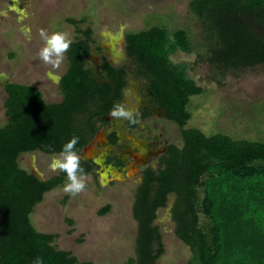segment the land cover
Segmentation results:
<instances>
[{"label": "trees", "instance_id": "1", "mask_svg": "<svg viewBox=\"0 0 264 264\" xmlns=\"http://www.w3.org/2000/svg\"><path fill=\"white\" fill-rule=\"evenodd\" d=\"M190 10L202 23L210 64L222 69L264 64V35L253 29L264 28V0H192ZM77 34L66 51L61 102H45L34 86H5L7 123L0 127V264H32L36 257L43 264H90L57 249V235L37 231L30 220L44 195L65 183L66 173L60 170L42 180L21 168L19 158L36 152L58 155L72 136L79 138L75 151L80 153L122 100L130 75L147 81L167 118L182 129L183 141L182 147L168 146L157 170L148 167L142 173L133 205L137 264H156L164 253L154 221L170 195L175 196L171 211L175 234L190 249V264H264V142L224 134L208 137L199 129L185 128L189 100L203 92L189 78L185 65L170 60L177 51H197L187 32L154 26L126 34L125 52L132 70L114 67L106 58L96 68L90 67L92 30L78 29ZM79 164L85 175L95 169L92 161L79 160ZM200 215L209 220L207 226L201 225Z\"/></svg>", "mask_w": 264, "mask_h": 264}, {"label": "rangeland", "instance_id": "2", "mask_svg": "<svg viewBox=\"0 0 264 264\" xmlns=\"http://www.w3.org/2000/svg\"><path fill=\"white\" fill-rule=\"evenodd\" d=\"M192 0H0V127L7 123L5 91L7 82L34 86L47 103H59L60 80L67 71L66 52L54 67L39 58L44 46L41 30L48 35L64 33L69 41L77 30H92L95 40L88 64L99 66L106 58L122 66L126 59L125 36L161 26L169 31L187 32L197 51H177L170 56L174 64L187 67L188 76L203 89L192 96L187 110L190 119L185 128L201 130L206 136L224 134L235 140L264 142V64L239 69H222L207 59V43L201 21L190 10ZM69 20H76L72 25ZM83 20V22H81ZM251 22V20H249ZM264 35L263 27L253 26ZM101 47V51L96 48ZM133 69V65L131 64ZM131 69V70H132ZM144 79L128 78L124 91L125 110L136 109L141 100ZM120 118L111 117L113 123ZM156 129H142L137 137L160 136L180 147L181 128L164 118L155 121ZM150 124V123H149ZM148 123L146 126L149 125ZM145 126V127H146ZM149 125L147 128H149ZM105 128H101V132ZM129 132V131H128ZM105 134L102 132L90 146L78 153L79 160L93 157L104 165ZM92 152V154H90ZM57 155L31 153L20 156L19 165L48 180L60 172L50 167ZM133 170V169H131ZM106 167H95L85 175V189L76 195L64 191L65 183L44 195L30 215L37 231L57 235L54 246L70 251L79 262L90 264H137L138 224L133 216L135 193L141 183L140 172L118 175ZM119 173V172H118ZM203 197V189L200 190ZM170 195L167 206L157 211L154 225L162 237L163 254L156 264H190V249L175 234ZM107 207L109 209L101 213ZM201 225L209 220L200 215ZM158 250V246H154Z\"/></svg>", "mask_w": 264, "mask_h": 264}, {"label": "flooded vegetation", "instance_id": "3", "mask_svg": "<svg viewBox=\"0 0 264 264\" xmlns=\"http://www.w3.org/2000/svg\"><path fill=\"white\" fill-rule=\"evenodd\" d=\"M108 61L114 67H125L128 70L132 69V60L127 57V54L122 66L111 60ZM130 77L132 79L136 78L134 75H130ZM9 83L11 82H7L5 86ZM124 96L125 94L123 92L122 100L119 103L120 105H123ZM131 113L132 118L122 117L117 123H113V121L110 120L111 117H113L110 114L105 117L106 124L102 127V129L105 128V143H103L105 151L104 156L101 157L102 159L104 158V165L102 163L99 164L93 157H87L81 160L92 161L95 167L99 166L102 168L104 166L109 173L112 174V172L115 171L117 172L116 174L125 175V177H127L129 172H133V174L140 172V177H142L143 171L148 167L157 170L160 159L166 154L168 146L172 145V143L167 141L160 142L161 135L155 137L148 135V137L140 139L137 137V132L144 128L147 129L148 132L156 129L157 126L155 125V121L162 118L168 121L171 120L167 118L166 111L156 102V99L147 87L146 80L145 85L142 87L139 105L136 109H133ZM147 123L151 125L149 128H147L149 125L146 126ZM102 132L100 129L93 140ZM92 141L83 150L87 149ZM32 173L34 174L33 171ZM40 179L45 180L43 178Z\"/></svg>", "mask_w": 264, "mask_h": 264}, {"label": "clouds", "instance_id": "4", "mask_svg": "<svg viewBox=\"0 0 264 264\" xmlns=\"http://www.w3.org/2000/svg\"><path fill=\"white\" fill-rule=\"evenodd\" d=\"M41 37L44 40V46L40 49L39 58L45 64H51L54 67L58 66L63 58V54L67 51L71 41H69L64 33L53 32L48 35L41 30ZM54 82L58 83L60 77L54 76ZM113 117L132 118L131 111L125 110L120 104H115L110 111ZM79 138L72 136L70 140L64 143L57 156L51 162L50 167L52 170H61L66 173L67 182L64 185V191L71 195H76L85 189V173L83 168L80 167L79 157L75 151V145L78 143ZM32 264H43L40 257H36Z\"/></svg>", "mask_w": 264, "mask_h": 264}, {"label": "water", "instance_id": "5", "mask_svg": "<svg viewBox=\"0 0 264 264\" xmlns=\"http://www.w3.org/2000/svg\"><path fill=\"white\" fill-rule=\"evenodd\" d=\"M104 134H105V131L103 132ZM36 176H38V177H40L41 178V176L39 175V174H36V173H34Z\"/></svg>", "mask_w": 264, "mask_h": 264}, {"label": "bare ground", "instance_id": "6", "mask_svg": "<svg viewBox=\"0 0 264 264\" xmlns=\"http://www.w3.org/2000/svg\"><path fill=\"white\" fill-rule=\"evenodd\" d=\"M140 143V142H139ZM90 154H92V152L90 153ZM134 170V169H133Z\"/></svg>", "mask_w": 264, "mask_h": 264}]
</instances>
